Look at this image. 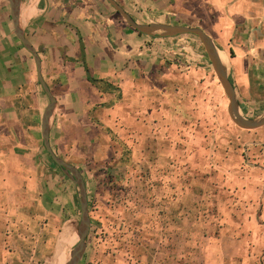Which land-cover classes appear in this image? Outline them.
Returning a JSON list of instances; mask_svg holds the SVG:
<instances>
[{"label": "crops", "instance_id": "1", "mask_svg": "<svg viewBox=\"0 0 264 264\" xmlns=\"http://www.w3.org/2000/svg\"><path fill=\"white\" fill-rule=\"evenodd\" d=\"M115 1L137 23L202 30L216 47L240 114L264 115V0ZM17 19L55 100L50 147L78 170L86 194L94 165L113 171L159 163L163 179L173 167L175 176L191 181L196 175L212 180L222 168L226 210L264 216V125L231 130L226 109V144L215 140L225 116L215 104L222 95L203 49L180 35L138 34L104 0H18ZM48 102L31 53L14 35L9 3L0 0V264H45L73 228L60 206L71 183L54 172L41 136Z\"/></svg>", "mask_w": 264, "mask_h": 264}, {"label": "rangeland", "instance_id": "2", "mask_svg": "<svg viewBox=\"0 0 264 264\" xmlns=\"http://www.w3.org/2000/svg\"><path fill=\"white\" fill-rule=\"evenodd\" d=\"M104 2L109 5L106 0ZM178 39L204 51L196 36L184 34ZM213 88L221 92L222 99L216 97L215 104L225 116V122L219 120L215 128L218 130L215 140L226 144L227 100L217 77ZM229 123L231 130L238 131L232 121ZM190 134L189 130L183 131L184 138H190ZM224 156L226 150L220 158ZM48 158L51 163L50 156ZM135 166L127 170L116 166L113 171L108 165L91 166L87 177L91 224L78 264H264L263 213L226 210L224 169L215 170L219 176L212 180L196 175L191 181L185 176H175L173 167L167 168L169 174L163 179L165 168H159V163ZM54 170L62 182L71 183L73 189L69 198L65 195L60 200V206L64 205L68 211L66 220L70 219L73 226L71 234L68 231L63 241L57 236L58 245L48 258L67 247L66 257L55 263L65 264L78 241L79 195L77 187L67 182L69 179L61 169L54 167ZM251 219L260 224L250 226ZM69 235L75 238L73 243Z\"/></svg>", "mask_w": 264, "mask_h": 264}, {"label": "water", "instance_id": "3", "mask_svg": "<svg viewBox=\"0 0 264 264\" xmlns=\"http://www.w3.org/2000/svg\"><path fill=\"white\" fill-rule=\"evenodd\" d=\"M10 6V16L14 27V35L21 42L23 47L31 53L35 66L36 73L39 83L41 84L44 92L46 93L49 102L45 107L42 120H41V136L43 140V146L46 152L49 154L51 160L59 167L62 173L77 187L78 189V201L80 208V219L76 226V232L78 241L72 247L69 252V259L65 264H78L85 249L86 238L90 229V218L88 214V202L87 194L85 189V183L78 172V170L67 163H65L60 157L55 155L50 147L49 137H48V127L49 120L54 108L55 100L48 89L47 85L44 83L41 70H40V59L32 47L30 42L24 37L22 31L18 25V0H7ZM107 3L122 17L125 23L137 33L146 35V36H162V37H174L178 35L189 34L196 36L201 42L204 52L212 66V69L228 99L227 112L231 121L239 128L244 130H254L264 125V115L258 119H246L244 118L239 111L238 103L236 101V96L234 88L228 79L225 68L223 67L219 54L214 46L212 40L199 28L179 26V25H170L165 23L151 22L146 24L137 23L134 21L130 15L115 1V0H106ZM57 254V253H55ZM54 254V255H55Z\"/></svg>", "mask_w": 264, "mask_h": 264}, {"label": "bare ground", "instance_id": "4", "mask_svg": "<svg viewBox=\"0 0 264 264\" xmlns=\"http://www.w3.org/2000/svg\"><path fill=\"white\" fill-rule=\"evenodd\" d=\"M222 57H223V54H222ZM223 58H226V57H223ZM225 61H226V59H225ZM227 63H228V62H227ZM72 237H73V236H72ZM72 237L70 236V238H71V243H73L74 240H75V238H74V237L72 238ZM68 246H69V245H68ZM67 251H68V249H67V247H66V250L63 249L62 251L57 252V254H55V255L52 256L49 260H47L45 264H55L60 258H63L64 256L67 255Z\"/></svg>", "mask_w": 264, "mask_h": 264}, {"label": "trees", "instance_id": "5", "mask_svg": "<svg viewBox=\"0 0 264 264\" xmlns=\"http://www.w3.org/2000/svg\"><path fill=\"white\" fill-rule=\"evenodd\" d=\"M117 13V12H116ZM138 34H140V33H138ZM88 80L92 83V84H94V85H96L97 84V81L96 80H93L92 78H90L89 77V75H88ZM52 165L54 166V167H57V165H55V163L52 161Z\"/></svg>", "mask_w": 264, "mask_h": 264}]
</instances>
